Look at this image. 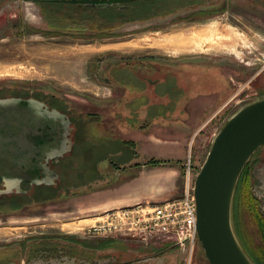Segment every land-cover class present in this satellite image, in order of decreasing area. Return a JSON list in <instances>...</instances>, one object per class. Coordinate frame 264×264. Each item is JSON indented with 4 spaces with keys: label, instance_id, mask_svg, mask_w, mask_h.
I'll use <instances>...</instances> for the list:
<instances>
[{
    "label": "rangeland",
    "instance_id": "374dc122",
    "mask_svg": "<svg viewBox=\"0 0 264 264\" xmlns=\"http://www.w3.org/2000/svg\"><path fill=\"white\" fill-rule=\"evenodd\" d=\"M124 4L123 9L116 5L97 9L77 6L70 0H58L43 2L40 8L33 0H2L0 91L7 86H27L36 89L47 102L64 110L73 107L80 140L71 154L59 162L58 178L60 190H78L97 174L96 169L85 165L87 159L84 150L90 149L88 156L93 161L104 156L111 158V150L120 148L111 163L117 167L136 160L137 154L133 149L120 141L110 139V144H98L97 127L102 126L98 117L84 119L78 116L81 115L80 111L98 112L114 107L113 100L117 97L112 96L120 90L115 88L117 85L113 86V79L133 83L135 65L130 68V61L137 64L139 69L148 73L154 84L153 102H148L151 109L149 114H154V150L160 149L162 146L158 145L163 144L165 147L179 145L183 149L179 158L153 156V159L161 161L147 168L154 171L155 188L162 183L164 186H174L176 192L166 198L177 197L184 189L187 169H190V183L193 186L194 177L215 133L229 115L248 101L264 96V74L252 78L255 72L249 64L259 52H264V0H127ZM146 5L148 9L144 10ZM180 35L189 38L187 45L177 43ZM193 35L196 38L192 40ZM123 61H128V64H123ZM180 68H185V71L189 68L196 72L200 70L202 73L218 70L246 84L257 95L242 100L236 97L226 102L224 100L230 95L229 90L222 101L212 106L213 113L218 106L223 107L215 117L211 118L213 113L205 117L201 114V109L210 107L209 100H204L198 106L192 102L191 107L186 104L185 109L190 111L191 117L186 113L183 115L185 103L180 94L185 82L179 80L176 74ZM250 78L251 82L246 83ZM137 81L140 84L139 79ZM132 93L136 95L135 91ZM145 103L134 101L124 111ZM120 115L124 116L125 113L120 112ZM85 127L88 130L83 133ZM104 132L103 136H108ZM138 136L145 137L141 132ZM147 143L143 140L136 145L139 160L135 166L140 175L146 172L145 162L151 158L140 154L142 149L150 152L152 142ZM248 161L250 191L264 215V145L255 150ZM105 167H108V163ZM85 169L86 173L83 172ZM126 172L124 176L136 173V169ZM162 172L173 174L163 182L156 178ZM157 180L159 183H156ZM137 182H132L131 188L140 192L144 189L140 184L141 179ZM128 192L121 191L122 194ZM45 195L49 196L50 191ZM91 198H76L67 203L69 207L48 203V200H43L39 205L33 198L31 202L27 200L28 210L0 217V246L12 245L1 248L0 253L8 251L14 255L9 257L12 258L11 263L19 259L15 255H24L26 262L34 250L31 248L32 239H42L51 245L69 240L83 246H96L105 239L102 241V245L106 246L103 251L88 252L92 259L101 256L100 262L107 260L102 264H119L121 256L123 259L136 258V264H209L198 239L192 247L168 245L157 248L116 236L84 237L86 227L94 223L103 211L98 208L102 198ZM11 202L4 207L11 206ZM240 213L238 208H232L233 228L244 246V237L240 236ZM28 241L31 244L26 247ZM15 250L20 252L13 253Z\"/></svg>",
    "mask_w": 264,
    "mask_h": 264
},
{
    "label": "flooded vegetation",
    "instance_id": "af4514ba",
    "mask_svg": "<svg viewBox=\"0 0 264 264\" xmlns=\"http://www.w3.org/2000/svg\"><path fill=\"white\" fill-rule=\"evenodd\" d=\"M33 1L41 8L43 2H57L58 0ZM126 1L122 0L99 7L77 0L70 2H74L77 6L86 5L97 9L110 8L115 5L117 8L123 9ZM1 2L2 0H0ZM122 63L128 64V61ZM130 63V68L135 65L133 83L113 79L115 84L113 86L117 85L115 88L120 90L119 93L112 96L117 97L116 100H113L114 107L104 108L98 112L80 111L81 115L78 117H85L83 114H87L86 117L88 118H99V123L102 125L97 127L99 132L96 136L99 145L110 144L111 142L108 141L110 139L114 141L119 139L123 145L127 144L137 154L136 142L131 140L132 136L138 132L149 133L153 130L152 117L149 114L151 109L148 108V102H153L154 84L152 78L148 77L147 72L139 69L137 64L131 61ZM186 66L190 67L189 64ZM176 74L179 80L185 82L180 98L185 103L182 114L185 115L186 113L189 117L191 115L190 111L185 109L188 106L186 104H189L190 107L193 104L198 106L204 100H209L211 102L210 107L201 109V114L203 113V117L209 113L211 115L213 113V110L211 111L212 106L216 102L222 101L221 99L229 90L230 95L224 101L229 102L234 99L235 83H239L232 76L227 77L218 70L202 73L200 70L196 72V70L189 68L185 71V68H180L177 69ZM137 77L140 84H138ZM136 82L137 84H134ZM134 91L136 95L132 93ZM139 100L146 103L141 107L136 104V107L132 110L124 111L128 107L130 108L134 101L138 102ZM191 102L193 104H190ZM40 108L45 112L41 111ZM222 110L223 107L219 108L218 106L211 118L218 115ZM120 112L125 113V115L121 116ZM130 112L132 114L127 119L126 113ZM74 113L73 107L64 110L60 106L47 102L36 89H30L27 86H7L3 91H0V211L4 210L2 208L3 204H8L11 201H16L18 204L24 202L19 209L28 210L29 203H26V200L30 201L36 196V203L40 204L42 200L47 199L48 196L45 193L49 190L52 194L51 198L60 197L64 194L63 190L59 188V162L62 158L71 154L75 144L80 140L78 120H76L77 116L74 117ZM96 113H98L97 116ZM103 132L108 136H103ZM84 155H87L86 150H84ZM101 159L99 157V159L93 161H97L95 164L98 166ZM137 162L134 161L132 165H137ZM8 168L19 169V171L31 168V174L34 178L31 176L28 178L18 176L15 174L16 170L12 172L14 173L12 178L7 179ZM39 195L42 198L41 200H38ZM53 244L56 247L48 255L37 256L36 264H102L104 261L100 262L101 256L96 259L90 258L88 252L93 251V249L90 250L89 245L83 246L81 243L76 244V242L69 240L59 245L55 242ZM105 261L107 260L105 259ZM119 262V264L138 263L136 258L123 259L122 256L119 258ZM18 264L21 263L18 262ZM26 264H29L28 259Z\"/></svg>",
    "mask_w": 264,
    "mask_h": 264
},
{
    "label": "water",
    "instance_id": "95a60500",
    "mask_svg": "<svg viewBox=\"0 0 264 264\" xmlns=\"http://www.w3.org/2000/svg\"><path fill=\"white\" fill-rule=\"evenodd\" d=\"M77 1L99 7L122 0ZM40 110L44 111L42 108ZM262 145L264 96L248 101L229 115L215 133L194 177L192 193L196 208L197 239L209 264H255L233 228L232 202L244 166ZM8 169L7 179H11L14 175L12 172L16 170L18 176L33 177L31 168L20 171Z\"/></svg>",
    "mask_w": 264,
    "mask_h": 264
},
{
    "label": "built area",
    "instance_id": "2783aa9c",
    "mask_svg": "<svg viewBox=\"0 0 264 264\" xmlns=\"http://www.w3.org/2000/svg\"><path fill=\"white\" fill-rule=\"evenodd\" d=\"M249 64L255 72L252 78L264 74V52H259ZM249 82L251 78L246 81ZM235 85L234 98L250 99L257 95V92L250 90L246 84ZM190 182V169H187L184 189L180 196L153 203L139 201L102 211L94 223L86 227L84 237L91 239L116 236L157 248L168 245L192 247L197 233L193 186Z\"/></svg>",
    "mask_w": 264,
    "mask_h": 264
},
{
    "label": "crops",
    "instance_id": "0c3cea01",
    "mask_svg": "<svg viewBox=\"0 0 264 264\" xmlns=\"http://www.w3.org/2000/svg\"><path fill=\"white\" fill-rule=\"evenodd\" d=\"M130 113H126V118L129 119L130 118ZM154 114H151V117L153 118ZM86 117V116H85ZM85 117H82L85 119ZM87 119H89L88 117H86ZM83 123L85 124V122L83 121ZM88 130L87 127H85L83 129V133ZM139 133V132H138ZM138 133H135L131 140H135L136 145H138L139 141H143L145 140L146 143L152 142V146L150 147V152L147 150L146 152L143 151V149L140 151L141 155L143 157H159V158H179L181 157V153L183 151L182 148H180L179 145H175V146H169L167 145L165 147V145H158V146H162L160 149L156 148V150H154V146H153V142H154V132L153 130H151L149 133H143L145 135L144 139L138 136ZM180 134V133H179ZM176 139V138H175ZM87 141L88 137H87ZM116 142L120 141L122 143L121 140L116 139ZM174 142V141H173ZM176 144H178V142H175ZM123 144V143H122ZM148 145V143H147ZM137 147V146H136ZM120 148L118 147H114L113 150H111V155L109 157L104 156L101 161L100 164L102 165H98L95 164L97 163V161H90V157L88 156L89 153V149L86 150L87 155H86V159L87 161H84L86 166H89L88 168H94L97 170V174L94 176V178L92 180H89L87 185H84L82 189H78V190H67V191H63V195L60 197H55V198H51L52 194L50 192V195L47 197L46 200H48V203H56V204H61L64 205L65 207H69L67 204L69 201H75V199L77 198L79 200L80 199H89L91 198L93 195V197L91 199L93 200H97V199H101V202L98 204V208H101L103 211L106 209H110L113 207H119L121 205H125V204H130V203H135V202H139V201H154V202H158L161 201L163 199L166 198V196H171L174 194V192H176V190L173 188L174 186L169 185L168 186H164V184L162 183L161 186H158L155 188V181H154V171L153 169L148 170V166H145V170L146 172L144 173V175H140V173L138 172L136 166H133L132 164L134 163V161L137 162L138 159V153L136 155V160L133 161H127L126 163L122 164V166H115V165H111L112 163V157L114 156V154L118 153ZM148 149V146H147ZM91 155V154H90ZM145 155V156H144ZM151 155V156H150ZM108 163V167H105V165ZM114 164V163H113ZM132 168L136 169V173H128V176H124L125 174H127L126 171L128 170H132ZM84 173H86V169L85 171H83ZM149 172V173H148ZM158 174V173H157ZM173 173L168 172H162L159 175H156L157 179L159 180H163V182H165V180L169 179L172 176ZM141 179V185L143 186V190H141L140 192L136 190V188H131V184L132 182L134 183H138L137 181ZM137 180V181H136ZM158 180L156 181V183H159ZM149 187H148V185ZM122 190H128L129 192L127 194H122L121 191ZM134 190V191H132ZM50 191V190H49ZM96 197V198H94ZM36 196L33 198V200L35 201ZM42 198L39 195L38 200H41ZM76 199V200H77ZM45 200V201H46ZM27 201V200H26ZM25 201V202H26ZM29 201V200H28ZM43 201V200H42ZM65 201V203H64ZM63 202V203H62ZM24 202H21L20 204H17V206H15V208L11 207V206H7L4 207V205H6L7 203L3 204L4 210L0 211V217H4V216H10V215H16V213H19V211H24L19 209L21 207V205ZM27 203V202H26ZM9 204V203H8ZM39 203H37L38 205ZM41 204V203H40ZM76 204V203H75ZM73 204V205H75ZM72 205V206H73ZM100 210V211H102ZM22 214V213H21ZM51 240V239H50ZM105 239H102V241ZM33 244L34 243H38V242H42L44 240L40 239V240H33ZM31 241V242H32ZM49 241V240H47ZM102 241H100L98 243L97 246H90L89 249H93L97 250L98 252H101L105 249V245H102ZM125 241H130L128 239H126ZM30 241L27 242V245H30ZM50 244V243H49ZM12 245H7V246H0L1 248H10ZM29 247V246H28ZM54 247H56V245L54 244H50V246L48 247L49 249L47 250H40L38 254L33 255L31 257L28 258V263L30 264H36L35 260L37 259V256L39 255H48L53 249ZM16 252V250H15ZM17 252H20V250H18ZM19 259L16 261H12V264H18V262H20L21 264H26V262H24V255H18ZM104 260V259H103ZM105 261V260H104ZM120 263V262H118Z\"/></svg>",
    "mask_w": 264,
    "mask_h": 264
},
{
    "label": "trees",
    "instance_id": "16d2710c",
    "mask_svg": "<svg viewBox=\"0 0 264 264\" xmlns=\"http://www.w3.org/2000/svg\"><path fill=\"white\" fill-rule=\"evenodd\" d=\"M143 9L147 10L148 6L146 5V7ZM159 161L161 160H156L151 157L149 161L145 162V165L153 166ZM248 162L244 166L238 179L233 196L232 208H238L241 212L240 229H242V234L239 231V227L238 233L240 232L241 238L242 236L244 237L245 247L241 243L242 246L244 247V249L255 264H264V215L258 208L257 199L253 196L250 191L251 181ZM11 203V207L13 208H15V206H17L18 204L16 201H12ZM31 246V248L34 249L31 254V256H33L38 254L40 250L49 249L48 247L50 246V244L49 242L42 241L34 244L32 243ZM12 256L14 255L9 253L8 251L0 253V264H12L10 262L12 258H9Z\"/></svg>",
    "mask_w": 264,
    "mask_h": 264
},
{
    "label": "bare ground",
    "instance_id": "6f19581e",
    "mask_svg": "<svg viewBox=\"0 0 264 264\" xmlns=\"http://www.w3.org/2000/svg\"><path fill=\"white\" fill-rule=\"evenodd\" d=\"M194 36V35H193ZM194 38H196L195 36L192 38V40L194 39ZM177 43H183V44H186L187 45V43H188V41H190L189 40V38H186V37H184V36H178L177 37ZM210 41V40H209Z\"/></svg>",
    "mask_w": 264,
    "mask_h": 264
}]
</instances>
